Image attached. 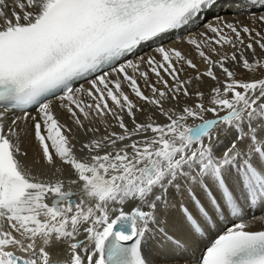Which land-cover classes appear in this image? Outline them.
<instances>
[{
    "label": "snow or ice",
    "instance_id": "obj_1",
    "mask_svg": "<svg viewBox=\"0 0 264 264\" xmlns=\"http://www.w3.org/2000/svg\"><path fill=\"white\" fill-rule=\"evenodd\" d=\"M0 264H264V0H0Z\"/></svg>",
    "mask_w": 264,
    "mask_h": 264
},
{
    "label": "bare ground",
    "instance_id": "obj_2",
    "mask_svg": "<svg viewBox=\"0 0 264 264\" xmlns=\"http://www.w3.org/2000/svg\"><path fill=\"white\" fill-rule=\"evenodd\" d=\"M222 14H223V13H222ZM240 19H241L243 22L247 23V21L244 20V17H240ZM167 43H169V44L172 43V40L169 41V42H167ZM57 115L60 116L61 120H63V119L65 118V117L63 116V114H61L60 112H57ZM23 146H24L25 148L28 149V152H29V157H28V159H29V161H31V160L33 159V157L36 156V154H37V148H36V146H35L34 144L31 143V141H30V137L25 138V142H24V145H23ZM40 167H44V166H43L42 164L39 165V166H34V167H33V170L35 171V170H37V168H40ZM251 227L254 228V229H257V228H260L261 225H260L259 223H253V224L251 225Z\"/></svg>",
    "mask_w": 264,
    "mask_h": 264
}]
</instances>
